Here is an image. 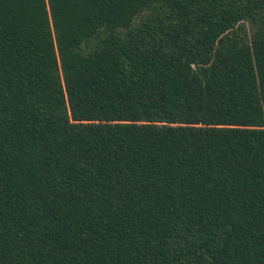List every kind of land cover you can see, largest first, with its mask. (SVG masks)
<instances>
[{
    "label": "trees",
    "instance_id": "16d2710c",
    "mask_svg": "<svg viewBox=\"0 0 264 264\" xmlns=\"http://www.w3.org/2000/svg\"><path fill=\"white\" fill-rule=\"evenodd\" d=\"M0 264H264V0H0Z\"/></svg>",
    "mask_w": 264,
    "mask_h": 264
}]
</instances>
